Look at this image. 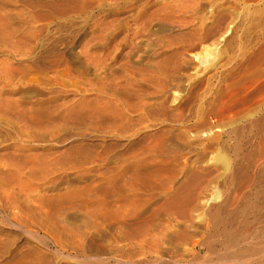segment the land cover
<instances>
[{
	"label": "rangeland",
	"instance_id": "1",
	"mask_svg": "<svg viewBox=\"0 0 264 264\" xmlns=\"http://www.w3.org/2000/svg\"><path fill=\"white\" fill-rule=\"evenodd\" d=\"M263 139L264 0H0V264H264Z\"/></svg>",
	"mask_w": 264,
	"mask_h": 264
},
{
	"label": "bare ground",
	"instance_id": "2",
	"mask_svg": "<svg viewBox=\"0 0 264 264\" xmlns=\"http://www.w3.org/2000/svg\"><path fill=\"white\" fill-rule=\"evenodd\" d=\"M260 132V131H259ZM264 140V139H263ZM263 146V145H262ZM264 147V146H263ZM261 149V148H260ZM260 152V151H259ZM264 152H263V149H262V151L260 152V154H263ZM264 155V154H263ZM262 157V156H261ZM238 168V167H237ZM237 171V170H236ZM263 172H264V170H263ZM261 173V172H260ZM202 177V176H201Z\"/></svg>",
	"mask_w": 264,
	"mask_h": 264
}]
</instances>
